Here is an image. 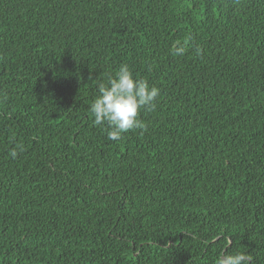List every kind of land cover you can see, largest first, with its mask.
I'll return each instance as SVG.
<instances>
[{"label":"trees","instance_id":"trees-1","mask_svg":"<svg viewBox=\"0 0 264 264\" xmlns=\"http://www.w3.org/2000/svg\"><path fill=\"white\" fill-rule=\"evenodd\" d=\"M122 64L160 94L112 141L90 104ZM225 250L264 264V0H0V264Z\"/></svg>","mask_w":264,"mask_h":264},{"label":"clouds","instance_id":"clouds-1","mask_svg":"<svg viewBox=\"0 0 264 264\" xmlns=\"http://www.w3.org/2000/svg\"><path fill=\"white\" fill-rule=\"evenodd\" d=\"M187 41H176L171 46L175 56L185 53ZM98 94L90 104L93 124L107 125V138L118 141L130 130H146V123L139 119L141 110L151 111L156 106L160 89L145 79L133 75L127 64H122L114 75L97 85ZM22 150V149H21ZM18 150L10 151L15 159ZM251 257L240 250H225L217 255L215 264H250Z\"/></svg>","mask_w":264,"mask_h":264}]
</instances>
